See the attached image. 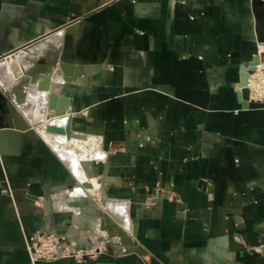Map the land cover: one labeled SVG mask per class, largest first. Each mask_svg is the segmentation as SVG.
Wrapping results in <instances>:
<instances>
[{"label": "crops", "instance_id": "crops-1", "mask_svg": "<svg viewBox=\"0 0 264 264\" xmlns=\"http://www.w3.org/2000/svg\"><path fill=\"white\" fill-rule=\"evenodd\" d=\"M68 19L79 26L66 32L68 53L47 54L84 63L93 82L79 84L76 69L58 94L71 98L73 112L89 110L92 120L76 125L101 136L107 150L124 145L94 164L109 198L97 216L102 230L125 232L134 247L84 264H264L255 251L264 249V227L257 228L264 222V110L238 88L242 66L264 50V0H187L174 11L171 0H0V54L53 35ZM11 137L21 148L6 156L7 168L18 173L21 191L15 207L0 186V264H30L21 225L28 234L60 235L70 221L91 231L99 218L54 211L49 194L75 185L71 168L46 144ZM149 139L156 144L144 145ZM89 143H99L102 158L100 142ZM112 203L124 213L114 214ZM80 243L89 247L92 239Z\"/></svg>", "mask_w": 264, "mask_h": 264}, {"label": "rangeland", "instance_id": "rangeland-1", "mask_svg": "<svg viewBox=\"0 0 264 264\" xmlns=\"http://www.w3.org/2000/svg\"><path fill=\"white\" fill-rule=\"evenodd\" d=\"M71 1L79 3V4L82 2V0H71ZM111 1H117V0H111ZM185 2H187V0H171V8L174 11L177 5L183 4ZM193 5L196 6V4H193ZM76 22L77 21H75L73 19H68L60 29L54 30L53 32H51V34L61 33V31H63L64 34L61 37V45H64L68 41H70V39L68 40L67 38H65V37H69L68 33H66L67 27L72 25L73 23H76ZM48 35H50V34H48ZM64 41H65V43H64ZM61 45L49 44L46 52L44 53V55H42L41 60L39 58L36 59L34 62V66L32 68L28 69L26 71L25 75L21 76L18 81L12 83L7 90L0 87V91L4 93V97L0 99V102L8 110L7 113H0V123H1L0 124V131H2V132H0V186H1V189L3 192V195L5 197H7L14 204L15 207H17L16 206V194L18 191H21V187L16 183V178H17L18 173L17 172L11 173V172H9V170L7 168L6 156L11 154V151L13 149H17V147L21 148V145H19V143H21V142L18 141L16 143H13V141H11L12 137L8 138V136H14V138H18V139H22L23 141H26L27 143L25 144V146H32V144L36 145L37 142L40 141V142L46 144L50 148V150H52L54 152V154L60 160H62L63 162H65L69 166V162L64 161L65 159L63 160L62 157L54 150V148L52 146H50V144H48V142H45L46 140L44 141L38 135L37 126L40 123L39 122L38 123L33 122L30 115L26 112V109H27L26 105L32 103L29 100V97H30V94H29L30 89L29 88L32 87V85L37 84L39 82L40 79H37L39 77V74H43L45 71H47V69H48V71H50V70L55 71V70L59 69V58L55 59V57H53V54L55 55V53H57L59 51L60 47L61 48L64 47L65 53H68V50H67L68 48L65 45L64 46H61ZM261 47L264 48V40L261 41ZM13 49H15V48H13ZM13 49L6 50L4 53L0 54V57H6L8 55H11V53L17 51V49H19V48L15 49V50H13ZM48 51L49 52L54 51L55 53L51 52L50 54H47ZM260 53L261 54L264 53V50L261 49ZM81 78H84V79L78 80L79 84H81L83 86L92 85V82H93L92 76L87 75V73H83ZM66 80H68V79H65V81ZM65 81H63V84ZM61 83L59 84V86L61 85ZM244 90H246L248 100L251 99V100H255V102H260V98L253 97V93L248 88H245ZM262 99H264V97H262ZM19 104H21V106ZM22 105L26 109L22 108ZM262 110H264V106H262ZM71 115L73 116V125L76 127V129L74 127L75 132L77 134H79L80 136H85L86 141H88V142H89V139L91 137L95 141H99L100 142V150L104 153V156L102 158H100V157H98L99 154L97 155L98 152L95 153V149L96 148L98 149V147H99L98 143H93V145L91 144L90 147L94 148V149L89 148V152L91 150V153L87 152V157H88V159H90L89 160V162H90L89 170L87 173L89 176H86L84 179H81L76 175V173L72 169V167L69 166L72 170L74 178L76 179L75 185L70 186L69 188L64 189V190H55V191L50 192L49 199L51 201L53 210L56 211L57 213H67V214H72L74 216L76 214L83 215V216L88 215V217H91V216L97 217V218H99L100 221L99 220L97 221L95 228H93L91 231L82 230L76 226V223L74 221H70L67 224L66 231L60 235L56 234L54 232L52 233V232H41V231H38V232L33 233V234L32 233L28 234V232H26L24 230L22 225L21 224L20 225L22 228V232L25 235H30L32 238H34L33 236H35L36 239L38 237L41 238V246L38 248L39 252H43V253L46 252L47 253L48 248L51 247V245L53 244V242H52L53 240H55V241H57V240L58 241L59 240H70L72 242L74 241V243L77 242L78 245L75 248L76 251L80 248H83L85 250H92V248H94L99 243L101 245V249L106 254V252L103 249V247H104L103 244H106L109 239H111L112 237H120L121 239H124V238L127 239L129 237L128 236L123 237V236H120L119 234L118 235H112V234H109L108 232H106L105 230L101 229L102 226L106 225V223H105L104 219L102 218V216H97V214L100 215L101 213L105 212V210H106L105 206L107 207L109 203H107V204L104 203V200L107 201L109 198H108V196L106 194V190H105L106 179L102 175L95 176L93 173V168H94L95 163L107 159L108 152L111 151V149L115 150L116 148H122V147H124V145L123 144L119 145L118 143H116V145H112L110 150H107L105 148V143H104L103 139L101 138V136H99L95 132L87 131L83 126L82 127L80 125L77 126L75 121L78 120L79 118L82 119V117H83L84 119H88L90 121L92 120V118H91L92 116H91L89 110H87L86 108L83 107L78 112H73V110H72ZM62 117L63 116L57 117V118H52L50 120L46 119L45 121L46 122H52V121L56 122L57 120L61 119ZM24 124H26V125L23 126ZM10 130H13L14 134L5 133L6 131L10 132ZM29 134H34V135H29ZM2 137H6V138L2 139ZM28 142H30V143H28ZM155 144H156V142L154 140H150V139L144 143V145H146V146H154ZM25 146H24V148H25ZM65 146L67 148L70 147L73 150L76 149L75 148L76 144H74L72 142H67L65 144ZM91 156H92V158H91ZM17 166H18L19 172L23 168H25L24 164H19ZM93 181H94V183H93ZM128 181L129 182L126 184H132V180H128ZM93 184L97 185V189L94 186H93L94 188L92 187ZM158 193L163 198H167V199L172 198L170 196L169 192H167V191L156 190L152 194L157 197ZM209 195H211V194H209ZM77 199L78 200H84L86 203L84 205H71L69 203L70 200H77ZM151 199H153V198H151V197L147 198L145 201V203L148 206H151L152 204H154V202L150 201ZM37 206H39V207L42 206L41 202H39V204H37ZM108 212H107V214L105 213V215L108 216L110 214V213L108 214ZM17 217H20L18 210H17ZM110 219H112V218H110ZM122 228H124V227H122ZM107 236H109V237H107ZM48 237H49V239L46 241V239ZM82 237L91 238L92 244L89 247H83L80 243V239ZM130 239H132V238H130ZM124 243H125V246L129 245V242H126L125 239H124ZM106 248H107V245H106ZM33 253H36V252L30 251L28 248V255H29L30 264H38L41 261L40 260L37 262L33 261V260H35V257H36L35 255H33ZM101 256L102 255L96 256V257L94 256L93 257L94 259H89V260H97ZM68 259H71V258H68ZM72 260L74 261V259H72ZM50 261H53V260H50Z\"/></svg>", "mask_w": 264, "mask_h": 264}, {"label": "bare ground", "instance_id": "bare-ground-1", "mask_svg": "<svg viewBox=\"0 0 264 264\" xmlns=\"http://www.w3.org/2000/svg\"><path fill=\"white\" fill-rule=\"evenodd\" d=\"M77 27L79 29V26H77L75 23L73 25H70V27L66 31L71 33V34L78 33ZM62 32L63 31H61V33H55L53 35H50L46 38H43V39L29 45V46H26L24 48H21L15 52L11 53V55H8L6 57L1 58L0 59V87L7 90L12 83L18 81L19 78L21 76H23L24 73L28 69H30L34 66L35 60L38 58L40 59L42 57V55H44L49 44H56L59 42L61 36H63V34H64V32L63 33ZM260 50L258 51L257 54L260 55V57H261L259 67H262L264 65V53L261 54ZM84 67H85L84 63L77 65V67H76L77 73L79 74L80 72H82V73H83V71L85 72L86 69ZM56 71H60V69H57ZM70 78H73V77H70ZM63 81H65L63 74L57 72V73H55V75L53 77L50 92L40 91L38 89V83L32 85V87L29 88L30 89L29 100L32 103L26 105L27 109L25 107H23V105H22V108L26 109V112L30 115L33 122H37V123L39 122L40 123L38 126L36 125L37 130H38L37 133L40 134V136L44 140H46V142H48V144H50V146H52L54 148V150L62 157V159H65V161L69 162V164H70L69 166L72 167V169L75 171V173L77 174V176L79 178L84 179L86 176H89L87 173L89 170V164H90L89 160L90 159H88V157H87V152L91 153V150L89 152V148L94 149V148L90 147L91 143L89 144V142L86 141L85 136H80L79 134H77L75 132V130H74L75 126L74 125H72L74 132H73L71 139H67L63 135H54V134L48 133L45 130V125H47V124H55V125L65 126L67 124V122L69 121V119L71 118L68 116H63L61 119L57 120L56 122L55 121L54 122L53 121L52 122H46L45 121L47 115L51 114V111L48 110L50 93L53 92V93L58 94V91L60 89L59 87L61 85H62V87H64V85H65V84H63ZM60 83H61V85L59 86ZM19 105L21 106V104H19ZM5 133L14 134L13 130H10V132L6 131ZM67 142H72V143L76 144V147H75L76 149L73 150L69 146H68L69 148H67L65 146V144ZM91 142H93V141H91ZM98 150H99V147H98ZM92 156H91V158H92ZM100 156H101V154H100ZM102 156H104V155H102ZM93 183H94V181H93ZM93 186L96 187V189H97L96 184H93L92 187ZM110 207L114 210V214H116L115 213L116 210H118V212L120 214L124 213L123 211L125 210L123 204L121 205L118 203H112L110 205ZM120 216H118V217L120 218ZM123 219H126V218H123ZM30 245H31V243L28 244V248L30 247Z\"/></svg>", "mask_w": 264, "mask_h": 264}, {"label": "built area", "instance_id": "built-area-1", "mask_svg": "<svg viewBox=\"0 0 264 264\" xmlns=\"http://www.w3.org/2000/svg\"><path fill=\"white\" fill-rule=\"evenodd\" d=\"M246 88H248L252 93L253 97L260 98V102H255V100H248L251 103H257L261 104V106H264V65L262 67L257 66L256 70L252 72L249 75L248 83ZM264 227V222L257 225V228ZM37 236V235H36ZM34 238L31 237V245L29 247L30 251L36 252L33 253L35 255V260L33 261H50V260H58L61 258H71L74 259V261L78 264H84L89 259H94L95 256L104 255L105 253L101 249V245L98 243L92 250H85L83 248L78 249L77 251L75 248L77 247V242L74 243V241L70 240H53V244L51 247L48 248L47 253L46 252H39V247L41 246V238ZM109 237V236H107ZM111 238V237H110ZM49 239V237L46 239V241ZM104 251L107 253H115L117 255H124L128 253V249L125 246L124 240L120 237H112L107 241L106 244H103ZM107 245V248H106ZM261 246L257 250H255L257 253H264V249ZM83 249V250H82ZM61 250V257H59V251ZM85 250V251H84Z\"/></svg>", "mask_w": 264, "mask_h": 264}, {"label": "water", "instance_id": "water-1", "mask_svg": "<svg viewBox=\"0 0 264 264\" xmlns=\"http://www.w3.org/2000/svg\"><path fill=\"white\" fill-rule=\"evenodd\" d=\"M261 57L260 55H255L254 58L249 62L246 66H242L240 73V81L238 84L239 93L241 94V98L243 97V91L247 86L249 75L254 72L256 67L260 64ZM59 73L63 74L64 79H69L70 77H74L76 73V64L70 61L62 60L59 62ZM56 71V70H55ZM54 70H50L47 72L42 78H40L38 82V89L40 91L50 92L51 84L53 81V77L55 74ZM4 97V93L0 91V99ZM48 110L51 111V114L47 115L46 119L50 120L52 118H57L61 116L71 117L65 126L55 125V124H47L45 125V130L48 133L54 135H63L67 139H71L73 135V116L72 107H71V98L67 95H58L56 93L51 92L48 103ZM8 110L4 107V105L0 102V113H7ZM120 236L126 237L127 234L125 232H120ZM29 242L31 243V236L28 235ZM129 246L133 247L132 239L129 240ZM140 254L141 251L137 250ZM61 250L59 251V257H61ZM139 264H144L142 260H139Z\"/></svg>", "mask_w": 264, "mask_h": 264}]
</instances>
